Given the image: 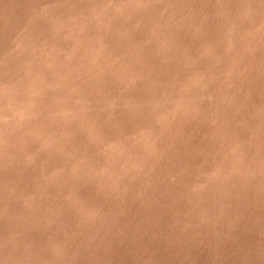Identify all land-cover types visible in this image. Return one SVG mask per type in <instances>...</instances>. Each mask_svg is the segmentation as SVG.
<instances>
[{"label":"rangeland","instance_id":"obj_1","mask_svg":"<svg viewBox=\"0 0 264 264\" xmlns=\"http://www.w3.org/2000/svg\"><path fill=\"white\" fill-rule=\"evenodd\" d=\"M0 264H264V0H0Z\"/></svg>","mask_w":264,"mask_h":264}]
</instances>
